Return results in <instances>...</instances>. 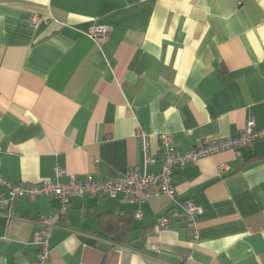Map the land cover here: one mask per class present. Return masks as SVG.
<instances>
[{
  "label": "crops",
  "instance_id": "1",
  "mask_svg": "<svg viewBox=\"0 0 264 264\" xmlns=\"http://www.w3.org/2000/svg\"><path fill=\"white\" fill-rule=\"evenodd\" d=\"M97 27L106 40L88 36ZM250 121L264 129V0H0V177L13 184L157 173L161 134L184 153ZM172 183L174 201L72 197L45 264H264V141ZM185 202L201 211L196 243L171 216ZM61 209L55 196L0 209V264H36L38 220Z\"/></svg>",
  "mask_w": 264,
  "mask_h": 264
},
{
  "label": "built area",
  "instance_id": "2",
  "mask_svg": "<svg viewBox=\"0 0 264 264\" xmlns=\"http://www.w3.org/2000/svg\"><path fill=\"white\" fill-rule=\"evenodd\" d=\"M39 20L36 19L35 23ZM107 27H97L92 29L88 36L96 42H102L109 36ZM138 137L142 143V149L145 155V166L153 162L149 152V135L140 131ZM160 139V152L162 154L161 169L157 173H149L145 170L141 173L138 169L118 180L114 181H80L72 177L66 182L61 181L62 171L57 173V182L44 181L36 185H18L13 184L0 177V209H11L15 200L28 197L36 199L39 197L55 196L62 202L61 212L50 217L43 216L39 221L40 231L36 234V241L39 247L37 263L45 264L50 259L49 241L53 229L57 228V221L68 211L71 198L75 196H99L108 195L112 198L124 196L132 203H144L153 196L165 195L174 201L176 190L172 183V173L175 169H184L187 166L197 163L202 158L210 157L218 153L237 150L251 146L255 143L264 141V129H255L250 121L244 132L235 138H225L217 142H206L203 146L192 149L187 152H179L173 147L174 135L163 133ZM226 166L221 167L223 172ZM7 192L8 196H5ZM200 208L192 202H185L172 209L171 216L178 220H185L187 227L192 235V242L196 243L199 239V228L197 216ZM141 214H137L140 218ZM168 215L162 216L158 220V226L165 228L169 224Z\"/></svg>",
  "mask_w": 264,
  "mask_h": 264
},
{
  "label": "water",
  "instance_id": "3",
  "mask_svg": "<svg viewBox=\"0 0 264 264\" xmlns=\"http://www.w3.org/2000/svg\"><path fill=\"white\" fill-rule=\"evenodd\" d=\"M166 260H169V261H172V262H175V259H171L169 257H165Z\"/></svg>",
  "mask_w": 264,
  "mask_h": 264
}]
</instances>
